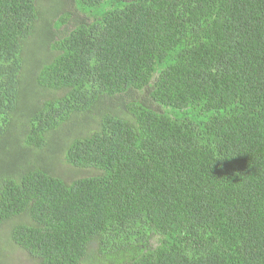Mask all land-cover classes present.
Here are the masks:
<instances>
[{
  "label": "trees",
  "instance_id": "1",
  "mask_svg": "<svg viewBox=\"0 0 264 264\" xmlns=\"http://www.w3.org/2000/svg\"><path fill=\"white\" fill-rule=\"evenodd\" d=\"M37 2L0 0V260L264 264V0H71L26 98Z\"/></svg>",
  "mask_w": 264,
  "mask_h": 264
},
{
  "label": "rangeland",
  "instance_id": "2",
  "mask_svg": "<svg viewBox=\"0 0 264 264\" xmlns=\"http://www.w3.org/2000/svg\"><path fill=\"white\" fill-rule=\"evenodd\" d=\"M37 5L42 16L34 33L35 36L24 48L23 54L25 57L22 79L24 84V95L26 98H35L38 95L42 96L40 88L35 83V78L41 66L47 65L51 58L48 53L51 51L53 41L49 42L46 38L47 29L49 28L50 23H52L54 20V23L52 24L54 25L53 29H57L60 26V23L56 18L61 16L66 18L71 16L75 17L77 14V11L71 3V0H38ZM76 9L78 10L77 7ZM55 23L57 24L55 25ZM16 119L17 126L21 128L26 124L27 114L20 113ZM13 130L17 131V128H13ZM33 160L35 164L42 169L46 168L48 170H55L53 171L54 175L65 180L67 184H71V182L74 180L82 177L98 174V172L94 170H82L70 167L65 163L64 157L61 154L57 155V160L55 162L54 152L51 148L50 150L47 149L45 152H43L39 158L35 157ZM10 252L12 253L10 254ZM6 255H8L9 260L5 257L4 259L0 260L1 264H33L29 256L21 251L16 250L13 253V249H11L6 253Z\"/></svg>",
  "mask_w": 264,
  "mask_h": 264
}]
</instances>
